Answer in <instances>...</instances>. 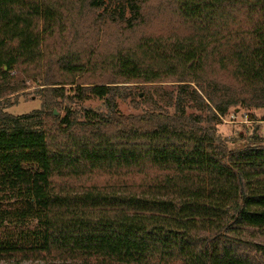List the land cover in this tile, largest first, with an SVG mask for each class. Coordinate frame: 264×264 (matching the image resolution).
I'll return each instance as SVG.
<instances>
[{
	"label": "trees",
	"instance_id": "1",
	"mask_svg": "<svg viewBox=\"0 0 264 264\" xmlns=\"http://www.w3.org/2000/svg\"><path fill=\"white\" fill-rule=\"evenodd\" d=\"M163 5L0 0V264H263L248 240L264 237V138L232 148L217 125L264 113V0ZM75 21L130 45L48 58ZM99 69L113 78L78 85L80 110L56 118L58 87ZM31 80L40 109L7 112ZM134 83L147 92L119 85ZM129 98L140 112L125 116Z\"/></svg>",
	"mask_w": 264,
	"mask_h": 264
},
{
	"label": "rangeland",
	"instance_id": "2",
	"mask_svg": "<svg viewBox=\"0 0 264 264\" xmlns=\"http://www.w3.org/2000/svg\"><path fill=\"white\" fill-rule=\"evenodd\" d=\"M156 3L161 4H172L175 0H154ZM84 22L75 21L74 24L68 26V29L65 33V37L57 36L55 40H51L48 50L47 57H59L60 55H64L65 53H76L82 51H97L101 52L103 56H107L113 53H116L119 49H124L129 47L131 40L126 35H120L116 30H111L108 32L107 39L99 38V41H94L93 37H90L87 34L85 29ZM93 38V39H92ZM67 44V45H66ZM66 45V46H65ZM112 72L110 70H101L93 71L87 75H84L82 78H67L68 83H75L74 85H66L58 88H65V98L59 99L60 106L53 108V112L55 113L56 118L63 119L67 110L70 108L72 110H80V105L77 101L73 100L72 96L74 89L79 86H89L92 84H100L102 82H108L112 79ZM84 83V84H83ZM132 86L135 85L139 87L134 88V92L143 91L147 92L144 89L143 85L140 83H134V85L128 84H119ZM157 85V84H155ZM164 88H171L174 85L172 82H167L164 84H159ZM27 88L16 95H13L7 100H4L6 106V111L16 115H25L33 113L34 110L40 109V87L36 86V83L32 80L27 83ZM143 88V89H142ZM18 94V95H17ZM133 98H129L126 102L120 103V110L125 116L134 115L140 112V109L135 106V101L131 100ZM138 102V101H136ZM92 109L94 111L107 113L108 109L104 105L102 101L98 100H89L84 103L83 109ZM238 112L233 113L234 110L231 109L229 111V116L220 118V123L217 125V131L224 137L227 138L232 144L230 147H241L249 144L254 132H257L258 135L264 138V122L261 121L262 116L264 115L263 111H254L257 116V121H250L251 112H248L245 108L238 107ZM51 111V112H52ZM83 111V110H82ZM201 111L195 109H190L188 111L189 114H200ZM83 114V113H82ZM50 112L47 113V124L49 126H53L55 121L49 117ZM235 116V118H233ZM251 245H260L264 247V237L256 236L248 240ZM252 247V246H251ZM256 260L258 259L261 263L264 264V256H260L259 254H255Z\"/></svg>",
	"mask_w": 264,
	"mask_h": 264
},
{
	"label": "built area",
	"instance_id": "3",
	"mask_svg": "<svg viewBox=\"0 0 264 264\" xmlns=\"http://www.w3.org/2000/svg\"><path fill=\"white\" fill-rule=\"evenodd\" d=\"M233 118H235V116H233Z\"/></svg>",
	"mask_w": 264,
	"mask_h": 264
}]
</instances>
